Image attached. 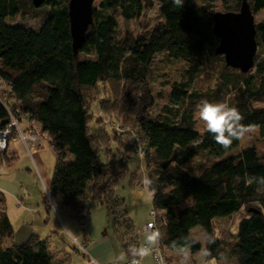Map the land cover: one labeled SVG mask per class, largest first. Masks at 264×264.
Returning a JSON list of instances; mask_svg holds the SVG:
<instances>
[{
    "label": "trees",
    "instance_id": "1",
    "mask_svg": "<svg viewBox=\"0 0 264 264\" xmlns=\"http://www.w3.org/2000/svg\"><path fill=\"white\" fill-rule=\"evenodd\" d=\"M70 1L47 0L42 6L47 8L44 23L34 31L9 22L34 14L37 9L32 0H0V79L7 85L5 95L0 96V130L12 117L21 124L26 120L35 123L57 156L49 189L57 210L70 207L76 214L84 203L103 201L130 254L129 247H137L132 239L134 227L125 219L124 201L112 187L122 168L116 160L103 163L100 158L101 146L107 143V147L110 139L92 136L85 92L102 82H145L158 54L187 63L182 81L169 94L167 115L149 114L154 105L149 90L136 100L130 88L127 99L137 107V142L143 156L148 159L153 150L160 163L148 177L153 182L150 191L163 252H188V262L194 264L203 246L193 239L192 231L200 227L209 239H215L205 247L211 253L209 260L220 261L224 243L216 236L215 220L254 204L264 207V159L253 147L229 156L241 140H233L225 149L207 129L203 133L196 129L194 107L201 95L193 86L208 61L224 62L217 74L214 102L225 101L234 92L231 106L243 116L241 123L258 128L264 138V106L255 105L264 102V21L256 23L259 53L248 72L226 65L224 56L217 54L220 40L214 33L216 12L238 13L247 1L256 14L264 11V0H184L183 7L172 0H100L77 54L72 47ZM220 1L224 11L216 10ZM154 2L162 22L138 37L118 34L117 15L125 21L138 20ZM8 148L0 151V164L16 160ZM201 156L210 160L206 167L197 165ZM101 177H108L105 186L99 183ZM248 212L238 224L232 253L237 264H264V213L254 207ZM13 235L6 196L0 190V264H54L51 235L41 238L33 234L21 244L4 245ZM70 244L72 253L79 254L76 243L72 240Z\"/></svg>",
    "mask_w": 264,
    "mask_h": 264
},
{
    "label": "rangeland",
    "instance_id": "2",
    "mask_svg": "<svg viewBox=\"0 0 264 264\" xmlns=\"http://www.w3.org/2000/svg\"><path fill=\"white\" fill-rule=\"evenodd\" d=\"M99 3L100 0H95L94 6L97 7ZM36 9L37 11H33L34 14L31 13L30 15L10 18L9 22L13 25L39 31L44 23V15L47 8L41 7ZM216 10H225L221 1L216 4ZM35 14L37 16H34ZM254 15L256 23L264 21V11H260ZM117 20L119 22L118 34L123 36L129 33L134 37L145 34L162 22L157 2H154L152 7H147L138 20L125 21L120 15H117ZM223 65L224 62L218 60H211L206 63L205 70L193 86V91L201 95L198 104L204 99L214 102L213 99L217 96L214 93L217 90V74ZM187 68L188 64L181 60L171 59L166 54H158L154 59L145 82H140L139 84H130L126 81L102 82L97 88L85 92L88 100L90 131L92 136H109L110 139V144L107 147V143L101 146L100 158L103 163L108 162L110 158L116 160L115 162L118 167L122 168L121 176L114 182L112 187L116 195L124 201L128 217L139 228L146 226L150 220L151 211L153 210L152 194L149 195L150 190H145L141 179L145 174L148 175L157 169L160 163L154 153L149 154V160L144 156L138 158L132 153L136 148L142 151L140 150L142 147L137 142V133L139 130L134 115V110L137 107L128 101L127 93L131 88L133 90L132 98L137 100L140 95L146 92V90H149L154 101V105L150 109L149 114L152 117L165 116L168 114L165 106L170 103L169 94L172 87L182 81ZM6 88V86L0 85V96L5 95ZM209 94L213 96L209 97ZM234 96V92H230L225 100L230 106L231 102L234 101ZM255 105L257 107H263L264 102H257ZM194 119L196 121V129L200 133H203L206 130V126L199 119L196 106L194 107ZM22 127H25V125L22 124ZM131 136H133L134 141H131ZM248 147L255 148L260 157L264 159V138L261 137L258 128H254L246 134L241 139L239 148L230 153L229 156L235 155ZM13 150L17 153L16 160L12 164L5 162L0 164V188L3 189L2 192L6 196L7 211H10L14 220L12 226L16 234L15 237L21 236L28 228L33 229L37 233H43L48 225H53L56 227L55 231L63 229V234L60 232L58 237L55 235L57 232L53 233V236H55L53 241L71 247L70 242L72 241V237L63 226L55 208L52 206V201L54 203V200L52 197L49 198L48 188L39 176L32 158L28 155L26 148L20 143H11L8 152L10 153ZM129 151H131V154ZM68 158L69 160L73 159L72 156H68ZM41 162L44 168H41L42 174L47 179L52 180L57 161L55 152L48 140L44 143V150L41 152ZM209 163L210 160L202 156L197 160V165L200 167H206ZM107 178L102 177L100 179L102 186L106 185ZM261 192H264V187ZM46 200L49 202L51 208L46 207ZM93 204H95V207L91 213L95 217L105 207L100 202ZM249 207L261 209L264 213L263 206L254 204L243 208L231 217L215 220L216 236L224 243V258L220 261L216 259L209 260V264H213V262L214 264H237L236 258L232 253V246L236 242L238 224L243 217L248 215ZM60 212L65 219L75 222L74 225L80 230V223L70 207H64ZM20 213L21 217L16 219L15 216ZM91 227H94L95 233L105 232L107 228L112 230V226L110 228L108 224L106 226L107 228H104L103 220L102 223L97 224L94 219ZM121 229L124 230V228ZM82 233L84 234L85 231ZM192 237L200 242L203 248L206 247L209 241V237L200 227L192 231ZM11 240L6 239L4 245L11 244ZM52 251L54 264H69L68 256L65 253H59L57 246H54ZM73 256L75 260L79 261L77 258L78 254L74 252ZM201 260L202 257L198 253L194 264H201Z\"/></svg>",
    "mask_w": 264,
    "mask_h": 264
},
{
    "label": "crops",
    "instance_id": "3",
    "mask_svg": "<svg viewBox=\"0 0 264 264\" xmlns=\"http://www.w3.org/2000/svg\"><path fill=\"white\" fill-rule=\"evenodd\" d=\"M22 124L26 125V121H23ZM46 140H47L46 138L44 137L42 138L41 146L39 150L34 154L33 162L39 173V176L41 177L43 183L47 186L48 191H49L50 186L52 184V180H50L49 178L47 179L45 175H43L41 172L42 170L41 168H43V164L41 162V152L42 150H44V143L46 142ZM11 143L22 144V142L18 140L17 138H14L10 141L9 148H10ZM10 153H11V156L13 155L17 157V153L14 150L11 151ZM129 153L131 154V151H129ZM132 153L136 155L138 158H140V153L137 148L134 149ZM151 153L155 154V151L152 150ZM56 161H57V156H56ZM99 183H100V180H99ZM0 190L3 191L2 188H0ZM100 203L102 204L103 207H105L104 210L102 212H99V214H96L95 217L93 216L92 213L89 215L88 217L89 220H87L86 222V230L84 234L82 233L81 230H79L74 225L75 222H71V220L65 219L62 216L61 212L57 210L56 205L52 204V206L56 210L58 217L60 218V221L62 222L63 226L66 228L67 232L71 235V237L77 238L80 241L83 240L86 243L87 253H88L86 258L81 257L78 254L77 258L79 259V261L75 260L73 254H71L72 251L69 246L61 245L57 241H53V238L55 237L53 236L54 232H57L55 234L57 237L60 234V232L61 234H63V229H58L57 231H55L56 227H54L53 225H48L46 229L43 231V233H37L33 229L28 228V230L24 232L21 236L15 237L16 234L14 232L13 239L11 240L12 242L10 243H13L15 245L21 244L27 241L33 234H37L41 238H46L44 236L48 237L49 235H51L52 236L51 237V249H53L54 246H57L59 253H65L68 256L70 264H125L131 258V255L125 250L124 244L121 242V240L119 239V237L117 236L113 228V223H112L113 217H112L111 211L107 208V205L103 201H101ZM46 207L51 208L47 200H46ZM21 213L15 216L16 219L21 217ZM7 214L9 216L11 223L14 224V220H13V217L10 211H7ZM94 219H95V223L97 222V224L102 223V220H103L104 228H107L106 226L108 224L109 227L112 226V230L107 228L105 232L103 231V232L95 233L94 227H91ZM125 219L131 220V218L128 217V213L126 214ZM131 222L134 227L133 236H132L134 243L137 245V247L138 245L146 244V236L148 232L144 230L145 227L139 228L138 226H135L134 221L131 220ZM156 244L151 247L154 248ZM167 254L169 255V257L173 258L175 264H192L188 262V259L191 257L188 252L168 251ZM140 264H155L153 256L149 254L143 259H140Z\"/></svg>",
    "mask_w": 264,
    "mask_h": 264
},
{
    "label": "water",
    "instance_id": "4",
    "mask_svg": "<svg viewBox=\"0 0 264 264\" xmlns=\"http://www.w3.org/2000/svg\"><path fill=\"white\" fill-rule=\"evenodd\" d=\"M47 0H32L35 8H41ZM95 0H71L69 22L72 47L75 54L83 44L94 20ZM214 33L220 44L217 54L224 56L226 65L242 72L250 71L255 65L258 52L257 27L251 6L244 1L238 13L216 12Z\"/></svg>",
    "mask_w": 264,
    "mask_h": 264
},
{
    "label": "clouds",
    "instance_id": "5",
    "mask_svg": "<svg viewBox=\"0 0 264 264\" xmlns=\"http://www.w3.org/2000/svg\"><path fill=\"white\" fill-rule=\"evenodd\" d=\"M172 2L178 7H183L184 5V0H172ZM196 112L199 119L205 123L207 131L213 134L216 143L225 149L231 146L233 140H241L252 131L251 126L241 123L243 116L240 111L236 107L230 106L226 101L210 102L204 99L196 105ZM261 182L264 183V179ZM141 183L145 190L148 191L151 189L153 182L145 174L141 179ZM151 194L152 192L149 191V195ZM159 235L158 230L149 231L146 236V244H142L139 247H129V252L133 257L131 264H138L137 258L143 259L152 252L151 246L157 243ZM208 243H215V239H209ZM200 255L202 257L201 264H209L210 250L202 248Z\"/></svg>",
    "mask_w": 264,
    "mask_h": 264
},
{
    "label": "built area",
    "instance_id": "6",
    "mask_svg": "<svg viewBox=\"0 0 264 264\" xmlns=\"http://www.w3.org/2000/svg\"><path fill=\"white\" fill-rule=\"evenodd\" d=\"M0 85L7 86L5 81L0 79ZM0 101L2 102L1 98ZM14 131H16V135L13 137ZM17 138L22 142L24 147L27 150L28 155L34 159V154L39 150L42 142V133L38 126L35 123L29 122L26 120L25 127H22L21 123H18L13 117L12 122L7 125L4 129L0 130V151L6 152L7 148L9 147V143L12 139ZM139 151L140 156L142 157L144 154L143 149L141 148ZM49 193V192H48ZM49 198H51L49 193ZM52 201V200H51ZM52 204L54 205L53 201ZM95 207V204L93 203H84L81 205L80 209L76 212V218L78 219V222L80 223V229L82 232L86 230V220L91 214V211ZM156 218L157 215L154 210L151 211L150 214V220L147 222L144 230L146 232L149 231H155L156 228ZM151 226V228H149ZM72 240L76 243L80 253L79 255L81 257L86 258L87 253V245L85 242H81L77 238H72ZM140 245H138L139 247ZM152 252L150 253L153 256L155 264H175L170 260V257L168 254H165L161 248L159 239L154 248H152ZM133 259V258H132ZM129 259L125 264H131V260ZM138 264H140V258H137Z\"/></svg>",
    "mask_w": 264,
    "mask_h": 264
}]
</instances>
